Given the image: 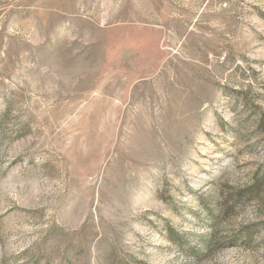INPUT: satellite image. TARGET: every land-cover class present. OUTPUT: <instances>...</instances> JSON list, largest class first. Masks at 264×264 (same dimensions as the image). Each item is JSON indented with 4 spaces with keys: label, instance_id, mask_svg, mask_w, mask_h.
I'll return each instance as SVG.
<instances>
[{
    "label": "rangeland",
    "instance_id": "1",
    "mask_svg": "<svg viewBox=\"0 0 264 264\" xmlns=\"http://www.w3.org/2000/svg\"><path fill=\"white\" fill-rule=\"evenodd\" d=\"M263 118L264 0H0V264H264Z\"/></svg>",
    "mask_w": 264,
    "mask_h": 264
},
{
    "label": "trees",
    "instance_id": "2",
    "mask_svg": "<svg viewBox=\"0 0 264 264\" xmlns=\"http://www.w3.org/2000/svg\"><path fill=\"white\" fill-rule=\"evenodd\" d=\"M212 240H213L212 238H210L209 240H204V244L203 245H204L205 249H208L210 247V245L212 243Z\"/></svg>",
    "mask_w": 264,
    "mask_h": 264
}]
</instances>
